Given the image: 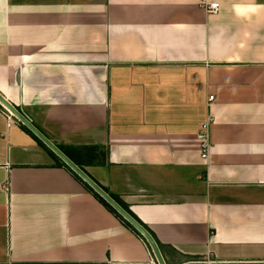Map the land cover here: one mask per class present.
Instances as JSON below:
<instances>
[{
    "label": "crops",
    "instance_id": "1",
    "mask_svg": "<svg viewBox=\"0 0 264 264\" xmlns=\"http://www.w3.org/2000/svg\"><path fill=\"white\" fill-rule=\"evenodd\" d=\"M211 1L0 0V93L166 264H264V0ZM0 264L159 262L2 106Z\"/></svg>",
    "mask_w": 264,
    "mask_h": 264
},
{
    "label": "water",
    "instance_id": "2",
    "mask_svg": "<svg viewBox=\"0 0 264 264\" xmlns=\"http://www.w3.org/2000/svg\"><path fill=\"white\" fill-rule=\"evenodd\" d=\"M0 104L12 113L19 121L26 125L39 139H41L57 156L70 166L85 182H87L100 196L114 207L126 220H128L147 240L159 264H166L161 249L152 235L134 219L122 206H120L105 190H103L87 173L68 158L44 133H42L19 109L11 104L0 93Z\"/></svg>",
    "mask_w": 264,
    "mask_h": 264
},
{
    "label": "trees",
    "instance_id": "3",
    "mask_svg": "<svg viewBox=\"0 0 264 264\" xmlns=\"http://www.w3.org/2000/svg\"><path fill=\"white\" fill-rule=\"evenodd\" d=\"M0 107H2L0 105ZM22 128L28 132L34 139L41 144L46 150L54 157L56 160V164L61 167L66 168L68 171L72 173V175L80 182L84 187L89 190L110 212H112L125 226L134 231L138 236L143 238L145 242L150 247L149 243L145 239V237L128 221L126 220L114 207H112L100 194H98L87 182H85L70 166H68L65 162H63L57 154H55L41 139H39L26 125H24L21 121H19ZM40 130V129H39ZM41 131V130H40ZM42 132V131H41ZM43 133V132H42ZM57 147L68 157L70 158L76 165H78L85 173H87L103 190H105L120 206H122L134 219H136L155 239L159 247H161V242L158 240L156 235L148 228L146 224H144L134 212L130 209V207L118 196L110 192L106 187H104L100 182H98L94 177H92L83 167L79 156L81 155V150L75 146H68L63 144H56ZM95 149V148H94Z\"/></svg>",
    "mask_w": 264,
    "mask_h": 264
},
{
    "label": "built area",
    "instance_id": "4",
    "mask_svg": "<svg viewBox=\"0 0 264 264\" xmlns=\"http://www.w3.org/2000/svg\"><path fill=\"white\" fill-rule=\"evenodd\" d=\"M200 7L203 8L205 11L208 13H218L220 11V4L218 2H214L211 0H199ZM12 113H10V118H12ZM209 128H210V122H206L203 124L199 138L201 141V145L203 148V157L206 158L208 156V149L210 147V133H209Z\"/></svg>",
    "mask_w": 264,
    "mask_h": 264
}]
</instances>
